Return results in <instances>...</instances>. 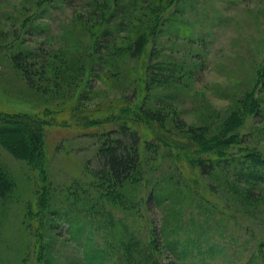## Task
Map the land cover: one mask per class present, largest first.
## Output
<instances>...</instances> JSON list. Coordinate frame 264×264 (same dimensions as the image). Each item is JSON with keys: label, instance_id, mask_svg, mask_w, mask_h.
Instances as JSON below:
<instances>
[{"label": "rangeland", "instance_id": "obj_1", "mask_svg": "<svg viewBox=\"0 0 264 264\" xmlns=\"http://www.w3.org/2000/svg\"><path fill=\"white\" fill-rule=\"evenodd\" d=\"M167 2L0 0V110L57 116L45 131L51 194L44 264H135L149 255L162 264H264V167L234 149L203 173L136 125L144 140L140 180L118 188L122 201L115 203L94 177V133L115 125L82 129L72 121L77 103L82 112L106 113L111 102L141 96L175 132H216L256 86L258 109L238 133L243 148L264 153V0ZM146 27L145 76L124 50ZM18 51L39 65L31 67L32 83L11 61ZM0 161L14 182L0 200V264H34L36 238L22 220L26 203H34L35 175L3 150Z\"/></svg>", "mask_w": 264, "mask_h": 264}, {"label": "trees", "instance_id": "obj_2", "mask_svg": "<svg viewBox=\"0 0 264 264\" xmlns=\"http://www.w3.org/2000/svg\"><path fill=\"white\" fill-rule=\"evenodd\" d=\"M168 5L179 2V0H168ZM175 9L182 8L176 3ZM165 6H162V12ZM159 20L156 16L150 20V29L144 28L137 34L125 48L128 55L139 60L142 75H147L148 56L146 55V42L148 33L146 29L152 30ZM147 25V24H146ZM150 25V24H149ZM28 51H18L11 54L10 58L14 66L32 83L37 62H31ZM33 60V59H32ZM28 61V62H27ZM44 72V68L41 66ZM38 70V68H37ZM91 70L88 65L83 72L87 74ZM142 84L141 89H143ZM247 94V99L241 103L243 109H237L227 116L216 132H210L206 126H188L181 132L173 131L165 122V115L143 106L144 97L137 96L130 100L127 97L115 101L106 106V113L100 107L95 110L99 112H82L83 108L77 103L70 106L69 112L72 121L82 129L92 127L115 125L113 129L94 133L98 148L97 154L100 158L99 168L94 172V177L99 181L101 190L115 203H121L122 196L117 189L126 182L140 180L141 164V133L135 129L140 126L149 138L156 141L159 146L169 150L173 158L178 161H187L197 166L203 173H210L217 162L225 161L234 156V149L241 150L243 157L254 167H264V153L253 147L243 148L238 129L244 122L247 114L257 111V97L254 90ZM105 109V110H106ZM110 109V110H109ZM57 116L50 109L42 112H8L0 110V150L5 151L18 160L25 161L35 175L34 180V203H26L22 222L31 229V235L36 238L37 254L34 264H44L46 250L45 230H47L46 218L49 209V196L51 183L47 173V155L45 151V131L50 125L56 124ZM62 125H67L66 119H60ZM119 133V135H117ZM247 172L244 177L248 176ZM14 182L10 174L2 166L0 161V200L9 197L13 191ZM154 197L150 195L147 203H152ZM151 205V204H150ZM48 212H50L48 210ZM34 226H29L30 222ZM153 234V232L151 231ZM150 233V234H151ZM151 234V235H152ZM150 240L147 244L151 254L155 255L154 242ZM134 244V243H133ZM142 261L137 257L135 264H162L159 259L153 258Z\"/></svg>", "mask_w": 264, "mask_h": 264}]
</instances>
